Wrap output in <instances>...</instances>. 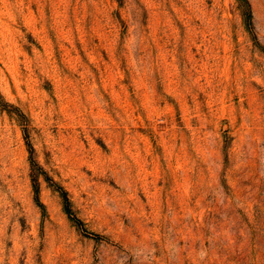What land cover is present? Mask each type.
<instances>
[{
  "label": "rangeland",
  "instance_id": "374dc122",
  "mask_svg": "<svg viewBox=\"0 0 264 264\" xmlns=\"http://www.w3.org/2000/svg\"><path fill=\"white\" fill-rule=\"evenodd\" d=\"M0 264H264V0H0Z\"/></svg>",
  "mask_w": 264,
  "mask_h": 264
},
{
  "label": "trees",
  "instance_id": "16d2710c",
  "mask_svg": "<svg viewBox=\"0 0 264 264\" xmlns=\"http://www.w3.org/2000/svg\"><path fill=\"white\" fill-rule=\"evenodd\" d=\"M62 196H63V206H64V209H65V211H69V207H68V198L66 197V195L65 194H62Z\"/></svg>",
  "mask_w": 264,
  "mask_h": 264
}]
</instances>
